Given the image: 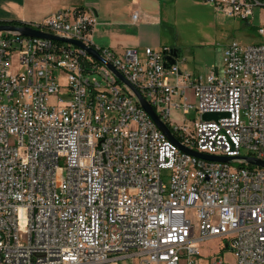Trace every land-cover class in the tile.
Segmentation results:
<instances>
[{
	"label": "built area",
	"instance_id": "obj_1",
	"mask_svg": "<svg viewBox=\"0 0 264 264\" xmlns=\"http://www.w3.org/2000/svg\"><path fill=\"white\" fill-rule=\"evenodd\" d=\"M204 1L229 18L264 11V0ZM96 23L75 9L26 27L94 48L182 147L234 160L184 153L85 50L0 33V264H226L224 249L235 264H264V168L246 160L264 161V42L231 44L203 79L168 65L169 49L95 48ZM212 240L225 246L205 257Z\"/></svg>",
	"mask_w": 264,
	"mask_h": 264
},
{
	"label": "crops",
	"instance_id": "obj_2",
	"mask_svg": "<svg viewBox=\"0 0 264 264\" xmlns=\"http://www.w3.org/2000/svg\"><path fill=\"white\" fill-rule=\"evenodd\" d=\"M171 2L173 0H0V25L14 22L34 25L59 11H90L97 20L91 33L95 48L110 49L117 54L136 50L140 57H144L146 49L174 50L178 52L176 64L180 70L202 78L197 77L193 66L196 55L191 52L180 57L174 40L169 39L164 4ZM135 13L138 14L136 21L133 20ZM224 51H219L211 69H223ZM173 117L181 119L178 112H174Z\"/></svg>",
	"mask_w": 264,
	"mask_h": 264
},
{
	"label": "rangeland",
	"instance_id": "obj_3",
	"mask_svg": "<svg viewBox=\"0 0 264 264\" xmlns=\"http://www.w3.org/2000/svg\"><path fill=\"white\" fill-rule=\"evenodd\" d=\"M164 11L168 20L166 26L170 35L169 39L174 40V48L180 51L182 58L191 52L196 55V61L193 64L195 73L199 75L197 77L203 79L210 72L219 51L225 50L233 43L240 46H253L264 42L258 33L264 23V11L261 10H255L254 18L247 21L226 17L204 0H173L171 3L164 4ZM188 95L192 105H195L190 91ZM199 117L197 112H192L186 116V120L192 123ZM176 120L179 122L181 119ZM246 154L247 152L243 151V155L246 156ZM232 166L239 167L237 163H232ZM170 177V172L163 173L165 185H169ZM224 246V243L212 240L201 247V252L205 257H210L220 252ZM217 256L220 258L223 256L226 264H235V257L229 249H224L223 255L218 253ZM116 264L133 263L122 261Z\"/></svg>",
	"mask_w": 264,
	"mask_h": 264
},
{
	"label": "water",
	"instance_id": "obj_4",
	"mask_svg": "<svg viewBox=\"0 0 264 264\" xmlns=\"http://www.w3.org/2000/svg\"><path fill=\"white\" fill-rule=\"evenodd\" d=\"M8 32H16L19 33L20 35L24 37H29V38H37V39H44V40H52L56 42H63L67 44H72L74 46H77L83 50H85L90 56L94 57L97 61L100 63L104 64L107 66L109 69L113 71V73L117 76L120 82L126 84L135 94V96L138 99V102L142 109L149 115V117L153 120V122L156 124L157 128L167 137L169 141L177 145L184 153L195 157L200 160H205L209 162H214V163H224L228 164L231 161H233V158H218V157H212V156H207L203 155L191 150H188L184 147H182L179 143V141L175 138V136L172 134L171 130L169 127L161 120L159 115L155 112L154 108L146 102V100L142 97V95L134 88L132 87L111 65L107 64L105 61L102 60L100 57L99 53L94 49V48H89L83 45L80 42L77 41H71L67 39L60 38L55 35L43 33L41 31L34 30L30 27H17L15 25L11 24H1L0 25V33H8ZM178 58V52L177 51H172L171 55L166 57V61L168 65H175L177 62ZM227 114H216V113H206L203 115V120L206 122L210 121H217L219 118H225L227 117ZM247 162L252 165V166H257L264 168V161H259L256 159L252 158H246Z\"/></svg>",
	"mask_w": 264,
	"mask_h": 264
},
{
	"label": "trees",
	"instance_id": "obj_5",
	"mask_svg": "<svg viewBox=\"0 0 264 264\" xmlns=\"http://www.w3.org/2000/svg\"><path fill=\"white\" fill-rule=\"evenodd\" d=\"M11 25H15L17 27H25L26 25L23 24V23H18V22H14V23H11Z\"/></svg>",
	"mask_w": 264,
	"mask_h": 264
}]
</instances>
